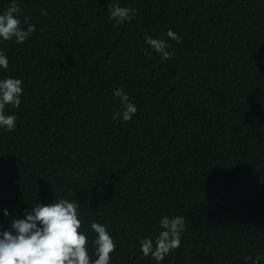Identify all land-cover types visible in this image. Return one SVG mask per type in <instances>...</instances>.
<instances>
[{"label": "trees", "instance_id": "trees-1", "mask_svg": "<svg viewBox=\"0 0 264 264\" xmlns=\"http://www.w3.org/2000/svg\"><path fill=\"white\" fill-rule=\"evenodd\" d=\"M16 2L22 29L28 19L36 31L23 44L0 39V80L23 88L19 108L6 106L16 129L0 128V231L57 197L80 202L92 259L96 221L116 245L110 264H157L139 241L165 216L186 222L160 264L264 255V0ZM11 3L0 0V14ZM109 3L135 19L117 25ZM117 89L137 108L128 122L112 119Z\"/></svg>", "mask_w": 264, "mask_h": 264}, {"label": "clouds", "instance_id": "clouds-1", "mask_svg": "<svg viewBox=\"0 0 264 264\" xmlns=\"http://www.w3.org/2000/svg\"><path fill=\"white\" fill-rule=\"evenodd\" d=\"M108 12L111 20L122 25L135 19L137 9L109 3ZM21 13L19 4L12 0L9 7L0 14V39H14L16 44H23L36 31V26L28 19L24 20L28 25L27 29H22L21 20L18 19ZM41 14L47 15L43 9ZM166 35L177 44L182 43L179 35L171 29ZM144 40L163 60L174 57L175 53L168 51L172 45L167 40L149 35H145ZM145 54H149L147 49ZM8 66V58L0 51V67L7 69ZM22 94L20 79L0 80V128L9 132L16 129L17 117L6 114V106L19 108ZM114 96L120 100L121 111L116 112L112 119L118 120L122 117L124 122L130 121L137 113L136 106L122 89H117ZM79 208L78 200L70 202L68 199L56 197L54 203L42 205L37 202L35 206H30V210L24 212L23 219L13 218L7 230L0 231V264H110V254L115 251L116 245L106 225L91 222V229L96 234L92 241L96 258L92 259L87 248L88 238L80 231L82 222L79 219ZM4 216H9L8 210H4ZM185 222L184 216L163 217L159 224L162 231L155 239L151 236L142 238L139 241L140 251L145 257L151 254L157 264H160L171 251L181 246ZM243 259L246 264H261L264 255L255 258L245 256Z\"/></svg>", "mask_w": 264, "mask_h": 264}]
</instances>
